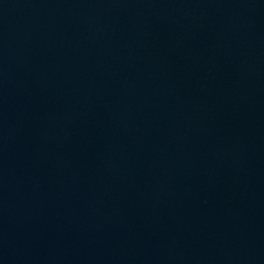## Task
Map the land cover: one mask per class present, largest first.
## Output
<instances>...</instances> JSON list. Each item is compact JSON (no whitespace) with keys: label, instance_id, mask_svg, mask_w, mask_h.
<instances>
[{"label":"water","instance_id":"95a60500","mask_svg":"<svg viewBox=\"0 0 264 264\" xmlns=\"http://www.w3.org/2000/svg\"><path fill=\"white\" fill-rule=\"evenodd\" d=\"M0 264H264V0H0Z\"/></svg>","mask_w":264,"mask_h":264}]
</instances>
